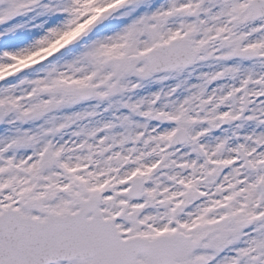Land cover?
<instances>
[{"label":"snow or ice","instance_id":"1","mask_svg":"<svg viewBox=\"0 0 264 264\" xmlns=\"http://www.w3.org/2000/svg\"><path fill=\"white\" fill-rule=\"evenodd\" d=\"M0 264H264V0H0Z\"/></svg>","mask_w":264,"mask_h":264},{"label":"rangeland","instance_id":"2","mask_svg":"<svg viewBox=\"0 0 264 264\" xmlns=\"http://www.w3.org/2000/svg\"><path fill=\"white\" fill-rule=\"evenodd\" d=\"M30 30V29H29Z\"/></svg>","mask_w":264,"mask_h":264}]
</instances>
